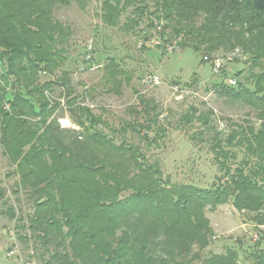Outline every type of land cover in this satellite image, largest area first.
Masks as SVG:
<instances>
[{
  "label": "trees",
  "instance_id": "16d2710c",
  "mask_svg": "<svg viewBox=\"0 0 264 264\" xmlns=\"http://www.w3.org/2000/svg\"><path fill=\"white\" fill-rule=\"evenodd\" d=\"M70 1L88 0H0V156L10 167L5 176L17 177L12 193L29 206L17 217L29 232L19 239L32 241L43 264H264V232L242 259L234 247L202 255L212 237L206 209L231 202L244 221L264 225V0L157 3L174 22L172 34L161 35L164 43L180 39L178 46L191 47L201 62L206 54L242 48L260 68L246 82L237 78L240 69L235 85L223 79L213 86L253 109L256 121L231 122L224 133L211 109L192 104L179 117L185 130L199 122L192 141L211 143L218 174L208 187L172 181L159 157L149 155L170 127L153 98L135 91L136 103L126 109L132 117L118 128L82 105L91 88L78 92L63 69L69 29L53 16ZM114 1L103 3L109 25L120 14V0ZM199 14L204 18L196 25ZM101 69L111 92L130 82L113 58ZM65 117L74 127L60 125ZM1 212L16 217L12 206Z\"/></svg>",
  "mask_w": 264,
  "mask_h": 264
},
{
  "label": "rangeland",
  "instance_id": "374dc122",
  "mask_svg": "<svg viewBox=\"0 0 264 264\" xmlns=\"http://www.w3.org/2000/svg\"><path fill=\"white\" fill-rule=\"evenodd\" d=\"M113 5L117 2L110 0ZM161 0H120V14L115 25L104 21L109 17L103 9L104 0H88L84 4L70 1L55 7L53 16L64 23L69 29V40L66 43L67 58L63 69L68 71L78 92L91 88L90 96L82 100V105L88 106L93 113L101 115L109 126L119 127L120 121L131 119L127 107L136 103L135 91L147 98H153L159 106L161 116L170 123L167 134L160 141V148L150 149L149 155L159 157L165 176L172 181L191 182L198 187H208L218 174V168L213 162V152L210 141H192L190 135L200 129L199 122L182 129L178 126L180 115L192 104L200 111L211 109L213 122L228 129L231 122L250 117L256 121L255 112L240 102H231L214 89V84H220L223 79L232 78L233 74L244 69L240 81H245L251 72H258L259 67L251 66L247 61L245 51L238 49V55L229 63L224 75H214L210 63L201 62V55L191 47L175 48L171 52L162 47L140 48V41L149 37L161 38V35L172 34L171 20L158 11ZM116 3V4H114ZM141 9L143 12H141ZM204 18L199 14L195 18L199 25ZM128 29V30H127ZM162 39V38H161ZM91 40L93 43L94 60L99 68L93 71H81L85 48L83 43ZM175 40V39H173ZM223 51H218L222 53ZM111 58L130 75L129 84L121 86L120 93L111 92V84L103 82L101 69ZM157 74L161 83L156 86H143L141 79L147 74ZM44 79V78H42ZM248 85L253 81L249 78ZM178 84L187 94L175 97L171 86ZM93 88V89H92ZM190 91L197 92L194 96ZM59 91L55 93L58 95ZM81 101V100H80ZM63 102V100H62ZM68 113L66 112V115ZM61 126L74 127L69 118L59 120ZM108 133L110 130L107 128ZM225 133V131H224ZM129 139H138L128 133ZM238 159H240V151ZM10 167L0 156V183L6 189V205L12 206L16 217L10 219L1 212L6 205L0 201V264H43L34 250L32 241L22 242L18 234H29L27 229H21L17 220L29 211L24 195L17 201L11 191L17 177H6ZM205 215L212 228L210 245L202 252L222 253L227 247L237 248L240 258L259 239V233L264 232V225L255 227L252 222L244 221V215L237 211L231 202L219 205L216 209H206ZM264 246V241L262 242Z\"/></svg>",
  "mask_w": 264,
  "mask_h": 264
},
{
  "label": "built area",
  "instance_id": "2783aa9c",
  "mask_svg": "<svg viewBox=\"0 0 264 264\" xmlns=\"http://www.w3.org/2000/svg\"><path fill=\"white\" fill-rule=\"evenodd\" d=\"M180 39L172 40L171 42L164 43L161 38L157 37H147L144 40L140 41L139 46L141 47H163L165 51L171 52L175 48H178V42ZM85 48V53L83 57L82 65L80 66L81 71L89 70L93 71L99 68V65L94 60V54H93V43L91 40L83 43ZM238 49H234L227 53H221V54H215V55H204L203 60L204 62L210 63L212 66V72L214 75H220L222 73V70L226 68V66L231 63L234 58L238 55ZM224 81L230 85L236 84L235 78H226ZM161 83V79L157 74L150 73L142 77L141 84L143 86L149 87V86H156ZM172 94L177 96H180L182 98V94H187V91L182 89L178 84H174L171 86ZM189 93L193 94L194 96L197 94V92L190 91Z\"/></svg>",
  "mask_w": 264,
  "mask_h": 264
}]
</instances>
